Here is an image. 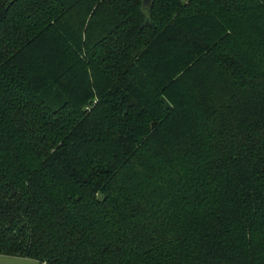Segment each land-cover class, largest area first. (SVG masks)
I'll return each instance as SVG.
<instances>
[{
    "label": "trees",
    "instance_id": "1",
    "mask_svg": "<svg viewBox=\"0 0 264 264\" xmlns=\"http://www.w3.org/2000/svg\"><path fill=\"white\" fill-rule=\"evenodd\" d=\"M0 255L264 264V0H0Z\"/></svg>",
    "mask_w": 264,
    "mask_h": 264
},
{
    "label": "crops",
    "instance_id": "2",
    "mask_svg": "<svg viewBox=\"0 0 264 264\" xmlns=\"http://www.w3.org/2000/svg\"><path fill=\"white\" fill-rule=\"evenodd\" d=\"M0 264H37L34 260L0 255Z\"/></svg>",
    "mask_w": 264,
    "mask_h": 264
},
{
    "label": "water",
    "instance_id": "3",
    "mask_svg": "<svg viewBox=\"0 0 264 264\" xmlns=\"http://www.w3.org/2000/svg\"><path fill=\"white\" fill-rule=\"evenodd\" d=\"M151 0H142L143 7L148 9L150 6Z\"/></svg>",
    "mask_w": 264,
    "mask_h": 264
}]
</instances>
